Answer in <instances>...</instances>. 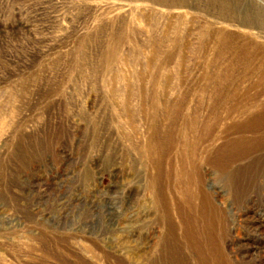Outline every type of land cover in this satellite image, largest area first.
<instances>
[{
    "label": "rangeland",
    "instance_id": "1",
    "mask_svg": "<svg viewBox=\"0 0 264 264\" xmlns=\"http://www.w3.org/2000/svg\"><path fill=\"white\" fill-rule=\"evenodd\" d=\"M260 136L264 0H0V264H264Z\"/></svg>",
    "mask_w": 264,
    "mask_h": 264
},
{
    "label": "bare ground",
    "instance_id": "2",
    "mask_svg": "<svg viewBox=\"0 0 264 264\" xmlns=\"http://www.w3.org/2000/svg\"><path fill=\"white\" fill-rule=\"evenodd\" d=\"M164 1V0H163ZM220 3V2H219ZM226 6V5H225ZM224 7V5H223ZM247 108V107H246ZM247 118V117H246ZM255 119V118H253ZM263 119V117H262ZM260 125L259 123V120H248V121H244L242 122L241 124H239L237 126V129H239L238 131H240V133H248V132H252V131H256V129L258 128V126ZM259 129V128H258ZM261 131V130H260ZM262 133V132H261ZM211 131H207L206 134L204 135V138L202 139L203 141V146L206 145L207 143L210 142V139H211ZM263 136V135H262ZM261 137V136H260ZM261 143H264V137H261L260 140H258L255 144H253V147L254 145L256 147L260 146ZM244 146V145H243ZM242 147V146H241ZM251 147V146H250ZM242 149V148H241ZM223 150V149H222ZM224 151V150H223ZM245 152V151H244ZM223 153V152H222ZM225 157V156H224ZM223 157V158H224ZM182 159V158H181ZM204 159H207V158H204ZM218 157H213V155H211L207 161L205 163H207L206 165L207 166H211V167H215V165H217L218 161H217ZM192 163V162H191ZM195 163V162H194ZM201 172V171H200ZM207 176V175H206ZM198 179H200L201 182H203V185H205V182H207V180L205 179V181H203L204 178H202V176H200V173H197V176H196ZM159 180V179H158ZM201 184V183H199ZM197 187V185H196ZM200 194L203 196V203L205 205V209L203 210L204 211V214H205V219H206V224L207 226L210 227V234H209V238H210V241H211V244L214 245L215 247V252L213 254V257L216 261L217 264H225V252H224V249L223 247L221 246V243H219L220 245H216V243H214L215 239H214V227L216 226V223H218V225H220L222 228L225 227V222H226V216H225V213H226V210H225V204L223 203V201L219 200L218 202V207L217 205L215 206L214 203H212V200L209 199L208 195H205L206 191L205 189L203 188V186L200 185ZM212 188V187H211ZM204 189V190H203ZM188 191L191 192L190 190V187H188ZM216 193V192H215ZM189 194V193H188ZM220 195V193H219ZM206 196V199H204ZM223 196V195H222ZM221 197V196H220ZM219 197V198H220ZM188 198V196H187ZM190 200V199H189ZM217 211V212H216ZM210 220L211 223H209L208 221ZM214 228V229H213ZM217 229V228H216ZM221 234V233H220ZM214 240V241H213ZM222 241V240H221ZM223 243V241H222ZM212 252V251H211Z\"/></svg>",
    "mask_w": 264,
    "mask_h": 264
}]
</instances>
